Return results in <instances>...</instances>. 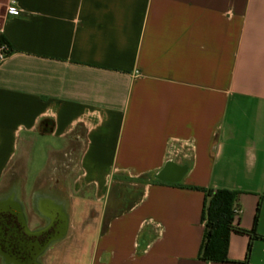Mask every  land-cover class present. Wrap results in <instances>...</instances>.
I'll return each instance as SVG.
<instances>
[{
    "label": "crops",
    "instance_id": "crops-1",
    "mask_svg": "<svg viewBox=\"0 0 264 264\" xmlns=\"http://www.w3.org/2000/svg\"><path fill=\"white\" fill-rule=\"evenodd\" d=\"M0 38V184L50 136L35 189L70 197L72 264H242L243 233L202 258L218 188L264 264V0H0ZM126 181L140 195L103 226Z\"/></svg>",
    "mask_w": 264,
    "mask_h": 264
},
{
    "label": "flooded vegetation",
    "instance_id": "flooded-vegetation-1",
    "mask_svg": "<svg viewBox=\"0 0 264 264\" xmlns=\"http://www.w3.org/2000/svg\"><path fill=\"white\" fill-rule=\"evenodd\" d=\"M21 176L0 184V264H48L49 254L72 238L71 219L59 177L39 183L30 201ZM65 264V263H63Z\"/></svg>",
    "mask_w": 264,
    "mask_h": 264
},
{
    "label": "trees",
    "instance_id": "trees-1",
    "mask_svg": "<svg viewBox=\"0 0 264 264\" xmlns=\"http://www.w3.org/2000/svg\"><path fill=\"white\" fill-rule=\"evenodd\" d=\"M1 41L7 42L5 39L0 38ZM116 191L113 192L110 199V205L106 212V222L109 218L120 209L130 205L120 206L119 199L117 198ZM236 203V192L226 188H218L209 191L206 202V213L204 216L206 235L202 245V258L209 261H229L227 257L229 237L232 232L248 234L251 238L246 257L242 264L250 263V256L252 252V240L257 238L255 229L245 230L235 224L236 213L234 212ZM258 222V215L255 218V225Z\"/></svg>",
    "mask_w": 264,
    "mask_h": 264
},
{
    "label": "rangeland",
    "instance_id": "rangeland-1",
    "mask_svg": "<svg viewBox=\"0 0 264 264\" xmlns=\"http://www.w3.org/2000/svg\"><path fill=\"white\" fill-rule=\"evenodd\" d=\"M38 142L36 145L30 149L31 151V159L29 160V167H28V172L26 174V178L24 181V189H23V194L25 195V198L27 201H30V198L35 191V176L36 172L38 169H40L46 162V151L45 149L41 148V143L43 141H51L50 136H39ZM21 153V151H20ZM140 187L141 185L138 183H131V182H124L122 183L121 187V198H119V204L127 206L130 205L131 202L138 198L140 195ZM83 222H88L92 220V215H86L83 218ZM106 222V214L103 218V226ZM47 263L48 264H72V253H71V242H65L61 245H59L56 249H54L48 256L47 258ZM88 260V259H87ZM87 264V261L85 262Z\"/></svg>",
    "mask_w": 264,
    "mask_h": 264
},
{
    "label": "built area",
    "instance_id": "built-area-1",
    "mask_svg": "<svg viewBox=\"0 0 264 264\" xmlns=\"http://www.w3.org/2000/svg\"><path fill=\"white\" fill-rule=\"evenodd\" d=\"M6 13L10 16H19L22 14V10L17 4L11 3L6 7ZM11 53L12 48L10 47V45L5 41L0 40V62L6 60ZM234 212L238 213L239 210L237 208H234Z\"/></svg>",
    "mask_w": 264,
    "mask_h": 264
},
{
    "label": "water",
    "instance_id": "water-1",
    "mask_svg": "<svg viewBox=\"0 0 264 264\" xmlns=\"http://www.w3.org/2000/svg\"><path fill=\"white\" fill-rule=\"evenodd\" d=\"M161 174H162V171H158L156 173H153L151 175V178L153 180H163L162 177H161ZM178 181V180H177ZM23 185H24V181L21 183L20 187H19V190H18V193H19V199H21V193H22V188H23ZM63 198V201L66 203L67 205V209H68V217L71 219V201H70V197L64 193L62 196Z\"/></svg>",
    "mask_w": 264,
    "mask_h": 264
}]
</instances>
